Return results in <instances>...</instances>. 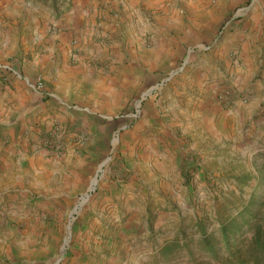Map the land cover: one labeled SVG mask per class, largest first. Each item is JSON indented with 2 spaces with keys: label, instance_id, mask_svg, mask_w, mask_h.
Wrapping results in <instances>:
<instances>
[{
  "label": "rangeland",
  "instance_id": "374dc122",
  "mask_svg": "<svg viewBox=\"0 0 264 264\" xmlns=\"http://www.w3.org/2000/svg\"><path fill=\"white\" fill-rule=\"evenodd\" d=\"M154 2L150 20L136 19L134 29L127 26L123 33L111 26L115 9L101 7L95 16L92 0H0V122L10 131L0 136V264L58 259V264H256L255 241L264 237V60L259 64L248 34L264 35V0ZM71 11L85 14L73 34L65 25ZM191 33L198 38L191 39ZM156 34L159 45L160 39L169 41V50L146 82L132 89L131 99L159 83L150 96L167 107L173 96L184 97L174 95L178 84L198 80L215 92V114L173 128L166 116L164 134L154 125L145 131H100L98 149L86 160L88 168L71 196L47 201L49 186L57 185L46 178L37 183L27 161L34 146L36 152L49 146L45 135L35 138L41 125L34 116L18 125L36 102L15 91L17 75L23 79L24 71L33 69L35 82L58 98L73 95L84 109L86 80L114 73L104 48L120 46L123 56L116 65L125 66L131 50L156 47ZM65 66L77 69L79 78L64 81ZM30 93L48 100L36 90ZM128 108L118 105L115 114L123 116ZM46 116L37 115L40 122ZM56 133H64V150L51 157L68 148L77 152L96 139V131ZM178 147L183 154L176 164L172 156ZM144 148L169 165L156 183L140 174L138 155Z\"/></svg>",
  "mask_w": 264,
  "mask_h": 264
},
{
  "label": "crops",
  "instance_id": "0c3cea01",
  "mask_svg": "<svg viewBox=\"0 0 264 264\" xmlns=\"http://www.w3.org/2000/svg\"><path fill=\"white\" fill-rule=\"evenodd\" d=\"M92 3L94 4L95 16L101 7L105 9H115L117 14H115L114 19H112L115 21V24L111 26L114 27V25H116L118 32L121 31L123 33L127 26L132 30L134 29L135 23H137L136 19L140 22H142L143 19L149 21L150 14L152 13H149V11L154 8L153 4H155L154 0H92ZM86 13H89V10H87ZM69 14L65 25L70 30L69 33L73 34L75 27L83 24L85 14L80 11H71ZM175 23L176 18H171V26ZM102 25H104V22H101L100 26L102 27ZM113 30H115V28ZM111 32L112 31H110V33ZM107 34L108 28H105L104 31H102V35L106 37ZM194 34L195 33L190 34L192 36L191 39L198 38ZM124 37L126 38V35ZM248 37H253L252 41L255 44L253 48L258 56L261 57L259 60L260 64L264 60V35H261V33L254 36L248 34ZM153 38L156 47L151 50L141 48L137 52L131 50V52L127 53V59L130 61L125 66L116 65L119 60L121 61L123 56L120 46L119 48L116 46L110 49L109 47L104 48V54L106 56L110 54V56H108L112 59L110 63L115 64V66L111 67L114 73L112 77L108 76V79L99 76L95 79L86 80L88 84L85 85V87L89 92H87L88 101L87 104H84L86 105L84 109L80 108L81 106L77 104L78 102L73 99V95L63 93V95L58 98L45 87H42L41 92L45 95L42 98H48V100L38 101L37 98H33L32 93H30L31 90H35L37 84V82H35L36 80L30 75V71L33 69H26V72L24 71L23 73V79H21L20 75H17L15 85L13 86L15 91L19 92L21 96H24L25 100L27 99V101L30 102L31 99H34L36 102V108L20 117L18 125L21 123H28L30 120L29 118L34 116V122L41 125L40 129L36 130L37 134L35 138L38 135H45L43 142L49 146H45L44 148L46 149L38 152H36L37 146H34L32 151L33 154H31L30 159L27 161L29 162L27 166L29 164L31 168L30 176L37 180V183H40V179L46 178L52 186L57 185L55 188L49 186L48 192L51 195L45 198L47 201L55 200L62 202L71 196L77 183L81 182L83 171L88 168L86 160L92 159L93 154L96 152V149H98L95 144H98V135L100 131H145L147 128L154 125V127H156L155 129H157L156 131H162L164 134L166 133L164 132L166 126L162 125V120L166 116L172 121V125L169 126L173 128L175 126H183V123L194 124L198 123V121H205L215 114L213 102L215 92L210 91V86L204 85L198 80L194 84L191 83L188 86H185L183 83L180 85L178 84L174 95L176 97L184 95V97L176 100L173 96V99L169 100L167 103V107L163 105L164 101H161V98L155 100L150 96L154 91L159 89V83L140 93L137 101L131 99L132 89L136 87L137 84H140L141 81H143V83L146 82L149 71H155L154 69L159 67V64L162 63L163 56H165L167 50H169V41L160 39V41L162 40L163 42L161 41V45H159V34L154 35ZM73 48L75 52H80L77 45ZM124 55L126 56V53H124ZM72 58H76V54H73ZM132 61L138 62V65H134ZM38 64L39 62H35L33 65L37 66ZM37 69L38 67L35 68V71ZM78 75L79 72L77 69L66 66L63 67L64 81L68 83L75 81L79 78ZM54 91H56V89ZM189 92H191V94ZM26 94H28L27 97ZM196 94L199 95L196 97ZM187 96H192V98L186 99L185 97ZM75 98L79 99L82 97L76 96ZM193 98L195 99L193 100ZM173 100L176 101V105ZM118 105H121V107L130 106V108H128L123 116L119 117L115 114V109ZM170 105H172V107H178V109H180L178 113L175 111H168L171 108ZM37 115L47 116L40 122L41 120ZM46 119L47 121H45ZM125 120H128L129 124H125ZM132 122L136 123L130 126ZM53 123H58L60 127H54ZM30 129L35 131L32 127ZM56 131H96L93 136L96 137V139L95 142L90 141L84 143L77 152L68 148L64 155L51 157V155H49L50 153L59 154L64 150V144L61 141L64 133H56ZM3 132L10 134V131H5L1 128L0 122V136ZM159 133L160 132H156V134ZM151 144L152 143H149L147 147L150 148L153 145L154 148L155 143ZM148 148L141 150L138 155L140 158L138 163L141 164L140 174H142V171L145 172L148 176L153 177L152 182L156 183L159 178L166 175L169 165H166L163 159L159 161L160 157L155 154L157 151L154 152V149L148 150ZM168 150L169 149H167V151ZM35 154H39L38 157L40 158H36ZM182 154L180 147H178L175 150V154L172 156L176 164L179 163ZM140 160L142 161L140 162ZM168 162L171 163L172 161ZM101 166L98 168L100 169ZM94 180L95 184L96 176ZM138 181L140 187L143 188L144 183L142 180L138 179ZM144 191L146 192V190Z\"/></svg>",
  "mask_w": 264,
  "mask_h": 264
},
{
  "label": "trees",
  "instance_id": "16d2710c",
  "mask_svg": "<svg viewBox=\"0 0 264 264\" xmlns=\"http://www.w3.org/2000/svg\"><path fill=\"white\" fill-rule=\"evenodd\" d=\"M255 242L257 243V248L254 250L252 257L256 264H264V237L260 238V236H258ZM207 245L208 250L212 251L213 248L209 240Z\"/></svg>",
  "mask_w": 264,
  "mask_h": 264
},
{
  "label": "built area",
  "instance_id": "2783aa9c",
  "mask_svg": "<svg viewBox=\"0 0 264 264\" xmlns=\"http://www.w3.org/2000/svg\"><path fill=\"white\" fill-rule=\"evenodd\" d=\"M35 90L38 91V92H40V93L42 94V92H41V91H42V86H41L40 83H37V84H36V86H35Z\"/></svg>",
  "mask_w": 264,
  "mask_h": 264
},
{
  "label": "water",
  "instance_id": "95a60500",
  "mask_svg": "<svg viewBox=\"0 0 264 264\" xmlns=\"http://www.w3.org/2000/svg\"><path fill=\"white\" fill-rule=\"evenodd\" d=\"M95 181V180H94ZM84 201V200H83ZM66 242H67V239H66ZM66 242L64 243V245L62 246L61 248V255L64 253V248H65V245H66ZM59 262V259L56 261V264H58Z\"/></svg>",
  "mask_w": 264,
  "mask_h": 264
},
{
  "label": "bare ground",
  "instance_id": "6f19581e",
  "mask_svg": "<svg viewBox=\"0 0 264 264\" xmlns=\"http://www.w3.org/2000/svg\"><path fill=\"white\" fill-rule=\"evenodd\" d=\"M91 186H93V185H91Z\"/></svg>",
  "mask_w": 264,
  "mask_h": 264
}]
</instances>
